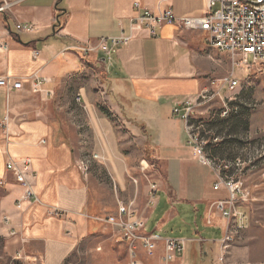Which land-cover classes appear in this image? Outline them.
I'll return each mask as SVG.
<instances>
[{"label": "crops", "instance_id": "obj_1", "mask_svg": "<svg viewBox=\"0 0 264 264\" xmlns=\"http://www.w3.org/2000/svg\"><path fill=\"white\" fill-rule=\"evenodd\" d=\"M135 3L155 14L171 9L179 18H200L209 12L207 0H16L0 12V45L8 47H0V77L23 83L20 91L0 88V238L8 253L27 264H65L82 246L89 249L91 244L101 253V246L114 239H118L125 264L131 262L121 233L102 222L117 216L123 205H117L114 215L106 212L99 197L92 194L89 176L80 165L71 136L59 127V91L80 69L79 65L99 69L100 79L113 97L125 102L119 103L120 107L138 116L150 130L177 127V131H164L160 143L145 144L144 155L154 160L161 159L160 151L176 160L183 156L184 124L173 110L196 101L201 94L217 91L216 81L233 74L231 67L227 68L232 58L211 48L205 31L165 25L151 37L140 26L130 28L131 18L138 13ZM16 25H32L34 31L18 33ZM121 33H131L132 40L108 62L96 49L90 53L81 51L96 48L100 39ZM41 79L47 83L36 87V81ZM25 159L31 160L36 176L33 190L39 196L38 203L24 199L14 173L7 170L10 161ZM214 180L215 185L216 175ZM211 191L187 189L183 196L177 191L174 202L163 191L171 204L207 202L205 224L212 230L206 234L195 231L189 235L194 236L193 240L162 238L153 232L163 241L157 243L151 257L139 246L140 264H163L167 239L186 242L184 253L170 264H219L221 240L231 230L214 204L227 200L228 192L223 187L214 190V186ZM156 204L154 199L152 206ZM149 210L138 212L146 225ZM4 218L9 219L8 225L3 223ZM106 228L113 230L116 237H109ZM238 238L225 255V264H261L253 253L255 235L250 227Z\"/></svg>", "mask_w": 264, "mask_h": 264}, {"label": "rangeland", "instance_id": "obj_2", "mask_svg": "<svg viewBox=\"0 0 264 264\" xmlns=\"http://www.w3.org/2000/svg\"><path fill=\"white\" fill-rule=\"evenodd\" d=\"M15 1L0 0V7L7 9ZM239 62V58L232 64L230 61L227 68L231 67L232 78L240 81V85L229 90L225 79L231 74L216 81L218 90L204 94L205 99L194 108L190 121L199 128L206 142L208 158L220 167L216 171L248 194L246 202L239 199L237 204L242 215L239 235L250 227L255 235L253 253L264 264V65L240 67ZM79 66L60 88L57 119L59 127L73 140L71 145L81 167L86 168L93 196L99 197L109 215L116 213L119 203L131 208L137 216H140L139 211L150 208L146 231L159 233L162 238L192 239L194 236L189 235L195 231L210 232L212 228L205 224L207 202L171 204L167 196L174 202L178 199L177 191L182 196L187 189L212 192L215 172L193 159L185 135L182 158L172 159L166 151H160V160L154 163L149 159L148 162L144 155L145 144L160 143L164 131H177V127L150 130L138 116L120 107L119 103L125 102L113 97L100 79L99 69ZM154 199L155 207L149 205ZM107 232L109 237H116L113 230L109 232L106 228ZM234 237L240 239L236 234ZM117 242L118 239H114L113 243L103 244L101 253L91 244H88L89 249L82 246L65 264H125ZM0 264L27 263L8 253L5 241L0 238Z\"/></svg>", "mask_w": 264, "mask_h": 264}, {"label": "built area", "instance_id": "obj_3", "mask_svg": "<svg viewBox=\"0 0 264 264\" xmlns=\"http://www.w3.org/2000/svg\"><path fill=\"white\" fill-rule=\"evenodd\" d=\"M207 4L208 15L200 18H179L171 9H165L155 14L150 10L142 9L139 3H135L134 8L138 13L131 18L130 28L140 26L147 30L151 37H155L159 27L165 25L176 26L187 31H205L209 36L210 47L221 54H228L232 60L241 59L238 66L264 65V0H207ZM3 10L4 8H0V12ZM15 30L18 33H32L34 27L32 25H16ZM131 40V33H121L117 37L100 39L96 48H83L81 51L90 53L96 49L103 54L104 62H108L119 48L128 46ZM0 47L2 50L8 49L7 45H0ZM232 76L233 74L225 79V85L230 91L240 85L239 81ZM45 83L47 80L41 79L36 81L35 86L40 87ZM0 88H4L8 92L20 91L23 89V83L13 81L9 77H0ZM203 99H205L204 94H201L196 101H188L182 107L175 108L173 114L184 124L187 145L192 149L193 157L215 172L218 181L214 185V190L223 187L228 192L227 200L214 204L216 210L227 221L229 231L231 230V233L228 232L221 240L222 254L219 264H225V255L234 243V235H238V229H242V221H240L242 215L237 204L240 201L246 202L248 194L243 193L242 188L233 180L221 177L216 171L220 167L214 165L208 158L205 151L206 142L200 136L199 128L191 124L190 119L194 108ZM7 170L14 173L17 182L24 191V199L38 203L40 200L33 190V181L36 176L32 171L31 160L25 159L18 163L10 161L7 164ZM83 170L86 171V168ZM149 205H153V201ZM17 208H21L20 202L17 204ZM102 222L115 227L121 233L130 253V264H140L137 257L139 246L151 257L155 253L157 243L163 241L159 235L148 233L142 217L137 216L131 208L126 206H120L117 216L107 217ZM5 223L8 225V218H5ZM12 235L14 232H11ZM185 246L186 242L183 239L164 240L163 264H170L175 257L181 256L185 251Z\"/></svg>", "mask_w": 264, "mask_h": 264}, {"label": "trees", "instance_id": "obj_4", "mask_svg": "<svg viewBox=\"0 0 264 264\" xmlns=\"http://www.w3.org/2000/svg\"><path fill=\"white\" fill-rule=\"evenodd\" d=\"M206 149H207V147H205V151H206ZM149 159L150 158L147 159L148 162H149ZM152 162L156 163V160L152 159Z\"/></svg>", "mask_w": 264, "mask_h": 264}]
</instances>
